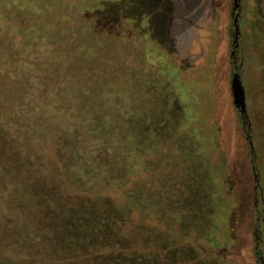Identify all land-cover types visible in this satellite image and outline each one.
<instances>
[{
	"label": "rangeland",
	"instance_id": "1",
	"mask_svg": "<svg viewBox=\"0 0 264 264\" xmlns=\"http://www.w3.org/2000/svg\"><path fill=\"white\" fill-rule=\"evenodd\" d=\"M254 161L264 0H0V264H264Z\"/></svg>",
	"mask_w": 264,
	"mask_h": 264
},
{
	"label": "trees",
	"instance_id": "2",
	"mask_svg": "<svg viewBox=\"0 0 264 264\" xmlns=\"http://www.w3.org/2000/svg\"><path fill=\"white\" fill-rule=\"evenodd\" d=\"M40 31H42V30H40ZM53 43H55V41L53 39H51L50 44H53ZM6 56L8 58H10V53L7 52ZM257 165H258V163L256 161H254L253 162V170H254V175H255V180H256V188L261 185L262 189H264V183H263V180L261 177L262 174L260 173V166L259 165L257 166ZM262 200H263V205H264V192L262 194ZM115 231H117V233L122 234L120 229H115ZM138 257H140V254L138 251L128 252L127 254L122 256V259H120L118 261H113L111 264H143V263H141V259ZM137 259H139V260H137Z\"/></svg>",
	"mask_w": 264,
	"mask_h": 264
},
{
	"label": "water",
	"instance_id": "3",
	"mask_svg": "<svg viewBox=\"0 0 264 264\" xmlns=\"http://www.w3.org/2000/svg\"><path fill=\"white\" fill-rule=\"evenodd\" d=\"M233 85L235 89L236 102L238 106L242 107L241 109L242 112L246 114V108H245V103H244V98H243L244 93H243V88H242L239 76H236L234 78Z\"/></svg>",
	"mask_w": 264,
	"mask_h": 264
}]
</instances>
